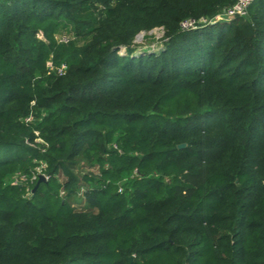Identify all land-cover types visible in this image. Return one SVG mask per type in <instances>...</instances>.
<instances>
[{"label":"trees","instance_id":"obj_1","mask_svg":"<svg viewBox=\"0 0 264 264\" xmlns=\"http://www.w3.org/2000/svg\"><path fill=\"white\" fill-rule=\"evenodd\" d=\"M235 1L0 0V264H264V0L181 25Z\"/></svg>","mask_w":264,"mask_h":264},{"label":"built area","instance_id":"obj_2","mask_svg":"<svg viewBox=\"0 0 264 264\" xmlns=\"http://www.w3.org/2000/svg\"><path fill=\"white\" fill-rule=\"evenodd\" d=\"M253 1L254 0H236L233 5L224 9L222 12L216 14L213 18L204 17L199 20L187 19V20H184L181 25L184 29H190V28L198 27L199 24H207V23H212V22H215L216 20L223 19V18L229 19V18H233L238 15H244L247 13L248 8ZM59 39L60 41H67L68 37L62 36ZM30 119L31 117L27 118V120H30ZM40 171L41 169H39V173L41 174L42 172Z\"/></svg>","mask_w":264,"mask_h":264},{"label":"rangeland","instance_id":"obj_3","mask_svg":"<svg viewBox=\"0 0 264 264\" xmlns=\"http://www.w3.org/2000/svg\"><path fill=\"white\" fill-rule=\"evenodd\" d=\"M72 33L68 31L58 32L57 38H61L62 36L70 37ZM42 37V34H39ZM136 45V53H141L143 51H152V50H161L163 48L164 43V30L162 28H155L148 32H143L141 35L134 40ZM121 53H126V48H121Z\"/></svg>","mask_w":264,"mask_h":264},{"label":"water","instance_id":"obj_4","mask_svg":"<svg viewBox=\"0 0 264 264\" xmlns=\"http://www.w3.org/2000/svg\"><path fill=\"white\" fill-rule=\"evenodd\" d=\"M141 33H143V32H141ZM141 33L137 35V38L141 35ZM185 145H186L185 143H181V144H179V147H183V146H185ZM46 180H47V177H46L45 174H43V173L39 174V180H38L36 186L34 187V190L39 186V184H40L42 181H46ZM128 259H129L130 261H132V259H133V255L129 256Z\"/></svg>","mask_w":264,"mask_h":264}]
</instances>
